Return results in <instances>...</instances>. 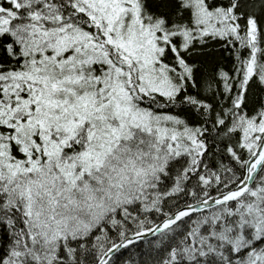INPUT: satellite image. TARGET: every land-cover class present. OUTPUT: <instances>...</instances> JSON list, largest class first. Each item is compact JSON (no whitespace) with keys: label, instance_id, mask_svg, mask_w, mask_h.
<instances>
[{"label":"snow or ice","instance_id":"snow-or-ice-1","mask_svg":"<svg viewBox=\"0 0 264 264\" xmlns=\"http://www.w3.org/2000/svg\"><path fill=\"white\" fill-rule=\"evenodd\" d=\"M0 264H264V0H0Z\"/></svg>","mask_w":264,"mask_h":264}]
</instances>
